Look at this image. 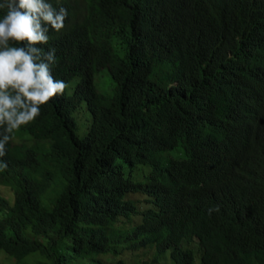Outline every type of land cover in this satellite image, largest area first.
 Here are the masks:
<instances>
[{
	"label": "trees",
	"instance_id": "1",
	"mask_svg": "<svg viewBox=\"0 0 264 264\" xmlns=\"http://www.w3.org/2000/svg\"><path fill=\"white\" fill-rule=\"evenodd\" d=\"M49 2L67 87L0 157V254L264 264V0Z\"/></svg>",
	"mask_w": 264,
	"mask_h": 264
},
{
	"label": "clouds",
	"instance_id": "2",
	"mask_svg": "<svg viewBox=\"0 0 264 264\" xmlns=\"http://www.w3.org/2000/svg\"><path fill=\"white\" fill-rule=\"evenodd\" d=\"M7 13L0 19V157L6 155L10 134L40 115V106L63 95L67 84L56 80L52 67L56 48L47 52L50 30L65 28L68 10L49 0H4ZM15 42L18 45H10ZM7 162L0 163L6 169Z\"/></svg>",
	"mask_w": 264,
	"mask_h": 264
},
{
	"label": "rangeland",
	"instance_id": "3",
	"mask_svg": "<svg viewBox=\"0 0 264 264\" xmlns=\"http://www.w3.org/2000/svg\"><path fill=\"white\" fill-rule=\"evenodd\" d=\"M89 110L86 106V103H83L82 106L76 112V120L78 123V132L80 135H84L87 130V126L85 122L87 121L88 117L90 119ZM3 193L6 194L8 197H11L12 193L8 189H3ZM190 246H193L197 249V243H192ZM152 250V249H151ZM144 248L143 250L139 251V255H143L145 258H152V251ZM169 260V259H168ZM167 260V261H168ZM132 261V259H131ZM0 262L4 264H14L12 259H8L4 254H0Z\"/></svg>",
	"mask_w": 264,
	"mask_h": 264
}]
</instances>
